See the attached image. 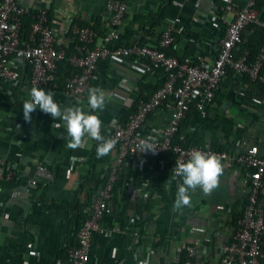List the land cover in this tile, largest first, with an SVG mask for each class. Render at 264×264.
<instances>
[{
  "label": "crops",
  "instance_id": "0c3cea01",
  "mask_svg": "<svg viewBox=\"0 0 264 264\" xmlns=\"http://www.w3.org/2000/svg\"><path fill=\"white\" fill-rule=\"evenodd\" d=\"M108 1L24 0V3L35 10L49 4L52 7L50 25L57 35L58 47L72 50L68 21L78 19L98 26L96 42L100 44L102 35L109 29L105 14ZM125 1L129 12L122 27L124 41L129 44L156 42L166 23L156 25L150 18L161 10L163 0ZM232 1L237 5L246 2ZM220 4L217 0H179L171 6L166 19L182 17L174 31L173 47L177 57H190L196 62L214 61L222 33L211 24V15ZM14 63L20 81L15 85L0 83V157L15 174L14 180L0 186V264H36L37 258L27 254L25 244L28 243H33L39 252V263L46 264L76 242L77 224L70 223L73 205L85 207L95 198L113 165L114 153L97 158L98 142L91 138L83 148L69 149L64 122L54 120L39 109L32 113L30 123L25 122L23 102L30 98V74L19 58H14ZM146 66L145 60L133 58L99 63L90 88L105 91L107 100L102 111L90 109V88L81 106L73 104L70 97L60 92L55 93L54 99L62 109L82 107L98 115L103 122L102 135L107 138L111 122L126 119L137 101L149 98L163 85L164 72L161 69L145 72ZM240 82L235 78L233 83L230 76L223 80L214 100L201 114L190 119L183 135L187 144L235 151L241 140L243 144L257 145L260 151L264 149V106L252 108L242 104L236 93L241 89ZM173 110L174 103L168 100L144 123V133L151 136L160 133L168 125ZM55 124L60 126H53ZM79 157L85 160L79 163ZM38 163H44L54 172L55 181L35 188L28 200L12 198L13 189L25 186ZM137 164V160L132 159L123 165L113 208L103 219L104 228L119 225L121 231L108 239L95 237L90 264H177L179 258L175 249L180 244L196 245L197 264H211L210 259L204 257L205 248L199 242L205 230L215 231L209 246L211 259L215 260L224 229L229 228L245 203L244 170L223 163L218 186L208 195L200 188L190 190V204L177 209L174 203L182 178L172 180L166 176L167 167L150 171L143 164L138 168ZM146 183H149L148 189L131 200L132 185ZM5 213L9 218H4Z\"/></svg>",
  "mask_w": 264,
  "mask_h": 264
},
{
  "label": "built area",
  "instance_id": "2783aa9c",
  "mask_svg": "<svg viewBox=\"0 0 264 264\" xmlns=\"http://www.w3.org/2000/svg\"><path fill=\"white\" fill-rule=\"evenodd\" d=\"M218 1L224 5L216 7L211 15V24L222 33L217 56L212 62H196L190 57L179 59L169 56L165 51L174 44V31L176 24L182 21L181 16L165 20V28L156 42L124 43L117 46L122 39V27L127 19L129 6L125 0H109L105 7L109 29L102 35V42L97 44L99 34L94 29L69 20L67 34L71 37L73 48L68 52L67 49L58 47L57 35L50 25L49 14L52 7L49 4L35 10L25 4L24 0H0V83L15 85L20 81V73L14 63V58L17 57L25 66H29L28 83L32 87H40L46 92H60L70 97L73 104L81 106L85 104L86 93L101 61L142 59L148 63L145 72L161 69L165 74L163 85L148 99L137 101L133 114L125 121L111 122V133L107 138L117 140L110 152L114 153L113 165L108 171L104 186L85 206L76 242L68 250V259H57L55 264H90L95 237L108 239L121 231L119 225L104 228L103 219L113 208L119 172L125 163L135 159L138 168L143 164L152 171L154 166L151 158H159L172 152L176 166V162L186 161L193 150L220 155L222 163L242 168L247 181L245 203L231 220L229 228L224 229V233L222 231L223 238L221 245L217 247L215 260L211 259L209 248L215 231H204L203 239L199 242L205 248L204 257L209 258L211 264H264V149L260 151L257 145L243 144L241 140L235 151H224L209 145L183 147L173 144L179 124L186 117L190 106L193 104L198 110H205L214 100L223 80L228 78L229 71L232 72V82H235V78L240 80L239 85L243 90L248 87L246 78L264 85V45L253 59H250L248 51L237 54L243 34L249 26L258 25L264 28L262 12L257 8L259 0H246L242 7L232 0ZM31 13L34 21L32 30L28 41L23 42V17ZM64 59L71 65L72 72L64 84H61L57 79V70L59 62ZM237 96L241 101L240 97L244 96V92L240 91ZM168 100L174 103L172 117L160 133L152 136L157 152L141 153L140 142L151 136L144 133V123ZM254 102L264 106V100L256 98ZM238 126L242 128V125ZM84 160L79 157L77 162ZM161 165L166 167L163 161ZM170 177L172 180L180 178L173 174ZM55 178L54 172L47 165L38 163L25 186L13 189L11 196L16 200H28L33 196L35 188L42 184L48 185ZM14 179L15 174L7 168L6 160L0 157V186ZM148 187L149 183L142 186L132 185L130 199L136 200ZM4 218H9V214L5 213ZM139 241L137 237L136 242ZM26 248L28 256L37 258L36 264H40V255L33 243H28ZM147 250L154 253L151 248ZM175 252L179 258L177 264H197L196 245L180 244Z\"/></svg>",
  "mask_w": 264,
  "mask_h": 264
},
{
  "label": "clouds",
  "instance_id": "9594fccd",
  "mask_svg": "<svg viewBox=\"0 0 264 264\" xmlns=\"http://www.w3.org/2000/svg\"><path fill=\"white\" fill-rule=\"evenodd\" d=\"M30 98L23 102V116L25 122L30 123L32 113L37 109L45 114H50L54 120L60 119L67 129V147L72 150L83 148L87 139L98 142L96 148L97 158L108 155L115 147L117 140L105 138L102 135L103 122L98 115L90 114L82 107L61 106L55 101V93L45 91L40 87H32L29 91ZM107 100L106 93L101 88H90L88 105L95 112L102 111ZM55 127L60 125L55 124ZM140 152L151 151L155 154V141L152 136L142 140L139 145ZM224 165L221 156L215 153L193 150L186 161L176 162L172 174L181 177L182 183L178 187L174 207L179 209L190 204V190L200 188L205 195L210 194L219 183Z\"/></svg>",
  "mask_w": 264,
  "mask_h": 264
},
{
  "label": "trees",
  "instance_id": "16d2710c",
  "mask_svg": "<svg viewBox=\"0 0 264 264\" xmlns=\"http://www.w3.org/2000/svg\"><path fill=\"white\" fill-rule=\"evenodd\" d=\"M177 1H179V0H163L161 10L156 12L155 14H153V16H151V18H150L151 21L156 25H164L167 16L170 15L171 6H173V4ZM220 3L221 4L217 6L218 8H220V6H222V5H224L222 2H220ZM238 6L242 7L243 5H238ZM257 8L262 12V16L264 19V0L258 1ZM32 12H35V11H32ZM32 15H33V13L23 17V28L21 31V38H22L23 42L28 41L29 35L31 33L32 24L34 22L32 19ZM51 16H52V12H50V14H49V20H51ZM75 22L81 26H88V27L94 29L97 33L100 32V30H98L99 29L98 26L96 27L90 23L89 24L84 23L78 19H75ZM98 25H100V24H98ZM104 34H105V32H104ZM124 43L129 44V42L124 41V39L122 38L117 43V46L124 44ZM263 45H264V28L260 27L258 25H251L246 29L245 33L243 34L242 43L240 44V51L237 54H239L240 52L248 51L250 53V56H251L250 59H253L259 53V51L261 50ZM165 51H166L167 55H169V56H176V52L174 50L173 45L171 47L167 48ZM68 52H70V50H68ZM177 58H179V57H177ZM179 59H181V58H179ZM26 70L28 73H30L29 66H26ZM71 72H72V67L69 64V62L66 59L61 60L58 64V70H57L58 81L61 84H64L65 80L68 77H70ZM231 74H232V72L229 71L228 75L230 76ZM246 83H247L248 87H245L244 90L240 89V90L236 91L237 94H239L240 91L244 92V96L240 97L241 103L244 105L251 106L252 108L253 107L254 108L260 107L259 105H257L254 102V99L257 98L260 100H264V85L259 83V82H252L251 80H249L247 78H246ZM146 99H148V98H146ZM134 112H135V107L131 108L126 116L128 117L129 115L133 114ZM201 112H203V111L198 110L193 104L190 106V109L187 112L186 117L180 122L179 129L173 138V144L174 145H181L183 147L191 146L190 144H187L184 141L185 139H184L183 135H184L186 128L189 125L190 119L193 116H197V115L201 114ZM127 117H126V119H127ZM126 119H123L122 121H125ZM161 161L165 162V164H166V167H167L166 176H171L173 169L175 167V155L172 152H167L159 158H153V159L151 158V163L154 166V170L160 171V169L162 168ZM84 209H85V207L84 206L82 207L79 204L73 205V213L71 214V217H70V223L73 224L75 222L77 224L75 227L76 228L75 240L77 239V233H78V230L80 229L81 221L84 218ZM74 244L75 243H72L66 249H62L59 253H57L55 258H51L49 261H47L46 264H55L57 259H62V260L66 261L68 259V250ZM26 245L27 244H25V246Z\"/></svg>",
  "mask_w": 264,
  "mask_h": 264
}]
</instances>
